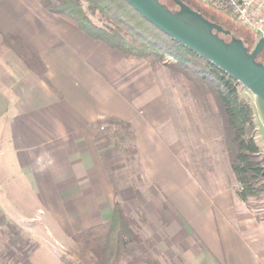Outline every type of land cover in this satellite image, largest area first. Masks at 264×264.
I'll return each mask as SVG.
<instances>
[{
	"label": "crops",
	"instance_id": "0c3cea01",
	"mask_svg": "<svg viewBox=\"0 0 264 264\" xmlns=\"http://www.w3.org/2000/svg\"><path fill=\"white\" fill-rule=\"evenodd\" d=\"M11 34L39 55L48 83L1 43L2 36ZM134 64L49 12L39 0H0V157H10L8 163L23 174L16 180L0 176L1 192H12L17 184L42 196L56 188L58 194H77L68 206L75 211L99 210L98 203L112 193L108 177L122 164L112 161L115 143L110 136L103 143L94 130L109 117L132 125L144 176L158 168L144 147L153 144L167 108L159 85L148 73L135 75ZM148 136L153 139L149 143ZM89 194L97 197L86 207ZM207 199L210 210L207 207L204 220L195 225L206 244V264H264V218L257 220L230 191L216 200V208ZM247 214L253 216L239 219ZM106 220L93 225L77 213L69 224L90 223L92 228Z\"/></svg>",
	"mask_w": 264,
	"mask_h": 264
},
{
	"label": "rangeland",
	"instance_id": "374dc122",
	"mask_svg": "<svg viewBox=\"0 0 264 264\" xmlns=\"http://www.w3.org/2000/svg\"><path fill=\"white\" fill-rule=\"evenodd\" d=\"M82 1L92 22L100 27L108 25L99 12L92 13L86 0ZM205 18L232 32L245 45L257 43L256 35L251 30L227 14L207 15ZM128 58L134 60L135 75L140 73L145 77L148 73L155 80L154 84L159 85L165 101L167 119L158 122L155 140L152 136L147 137L148 143L153 140V144L144 147V154L156 160L152 166H158L160 170L155 167L145 177L142 169V179H138L126 167L121 150L114 144L112 161L122 164L108 177L112 193L105 194V199L97 205L101 210L97 211L87 208L78 212L68 207L71 206L70 200L76 198L77 194L73 192L58 194L54 188L41 196L25 185L21 187L16 184L14 191L9 193L1 192L0 187V264H59L65 253L75 249L73 237L76 233L109 219L110 214L112 216L115 184L118 200L125 212L140 222L143 237L151 243L150 254L154 259L163 264H206V244L195 230V225L204 220L206 208L210 210L207 195L216 208L217 199L228 191L236 194L238 189L228 160L221 153L216 133L211 129L212 125L220 124L219 118L216 116L211 124L205 123L188 86L182 80L173 78L165 68L154 71L145 61ZM168 61L171 62L170 59ZM240 91L254 108L256 141L263 147L264 153V123L256 106V98L247 90ZM209 101L212 113L216 114L212 99L209 98ZM112 119L119 118H105L94 127L103 143L110 139L113 128L108 122ZM2 158L0 176L11 175L12 180L23 176L16 164L14 166L12 163V166L8 163L10 157ZM96 197V194L86 195L85 206H90L89 202ZM171 205L176 210L172 211ZM247 210L257 220L264 218V201L253 202L247 206ZM100 211L102 213L99 215ZM77 213L85 214L86 222L92 224L96 216H101V220L97 219L93 225L69 224Z\"/></svg>",
	"mask_w": 264,
	"mask_h": 264
},
{
	"label": "trees",
	"instance_id": "16d2710c",
	"mask_svg": "<svg viewBox=\"0 0 264 264\" xmlns=\"http://www.w3.org/2000/svg\"><path fill=\"white\" fill-rule=\"evenodd\" d=\"M159 1L171 11L179 10L172 0ZM180 1L204 17L219 13L228 15L223 0ZM39 2L91 39L128 57L145 61L154 71L165 68L173 78L182 80L188 86L204 122L211 124L216 116L219 118L220 124L212 125L211 129L216 133L221 153L226 156L233 180L238 185V199L247 206L264 201V153L256 141L254 108L241 95L240 90L246 89L238 81L162 33L125 0H86L92 13L99 12L108 23L105 27L91 21L82 0ZM220 37L226 42L233 38L231 34H220ZM1 43L17 55L29 71L48 83L44 63L23 39L11 34L2 36ZM258 62L264 65V50ZM209 98L214 103L216 114L212 113ZM108 124L113 128L110 138L121 150L126 167L132 175L142 179V165L132 125L119 119H112ZM113 190L115 204L112 216L102 225L76 233L73 237L75 249L65 253L59 264H163L151 256V243L143 237L140 222L125 212L118 200L116 184ZM251 217L247 214L239 216V219Z\"/></svg>",
	"mask_w": 264,
	"mask_h": 264
},
{
	"label": "water",
	"instance_id": "95a60500",
	"mask_svg": "<svg viewBox=\"0 0 264 264\" xmlns=\"http://www.w3.org/2000/svg\"><path fill=\"white\" fill-rule=\"evenodd\" d=\"M141 17L162 33L219 67L238 81L256 98V106L264 123V65L258 58L264 40L249 52L243 41L232 38L226 42L220 34L229 35L221 26L207 20L180 0L179 10L171 11L159 0H125Z\"/></svg>",
	"mask_w": 264,
	"mask_h": 264
},
{
	"label": "built area",
	"instance_id": "2783aa9c",
	"mask_svg": "<svg viewBox=\"0 0 264 264\" xmlns=\"http://www.w3.org/2000/svg\"><path fill=\"white\" fill-rule=\"evenodd\" d=\"M228 15L264 40V0H223Z\"/></svg>",
	"mask_w": 264,
	"mask_h": 264
},
{
	"label": "flooded vegetation",
	"instance_id": "af4514ba",
	"mask_svg": "<svg viewBox=\"0 0 264 264\" xmlns=\"http://www.w3.org/2000/svg\"><path fill=\"white\" fill-rule=\"evenodd\" d=\"M226 31H227V30H226ZM228 32H230V31H228ZM230 34H231L232 37L236 38V36H235L232 32H230ZM238 39H239V38H238ZM245 46L248 48L249 52H252L253 49L255 48V45L250 46V45H247V44H246Z\"/></svg>",
	"mask_w": 264,
	"mask_h": 264
}]
</instances>
